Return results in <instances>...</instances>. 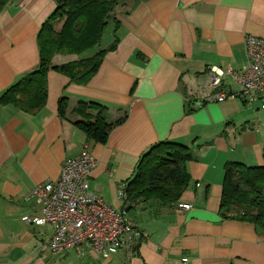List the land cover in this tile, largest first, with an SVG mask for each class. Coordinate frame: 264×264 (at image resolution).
<instances>
[{
  "label": "crops",
  "instance_id": "crops-1",
  "mask_svg": "<svg viewBox=\"0 0 264 264\" xmlns=\"http://www.w3.org/2000/svg\"><path fill=\"white\" fill-rule=\"evenodd\" d=\"M55 8L54 0L0 5V264H264V231L220 210L224 165H264V111L247 106L230 77L219 88L210 85L212 67L237 71L246 64V36L264 39V0H125L113 12L118 26L111 20L112 34L107 25L95 48L51 59L60 66L115 42L90 80L76 84L49 70L43 106L26 112L1 96L38 69L37 36ZM220 91L229 96L212 101ZM79 102L104 106L106 121L116 123L104 144L74 125ZM160 142L192 155L184 164L189 182L172 203L153 198L129 206L142 235L134 255L52 253L44 248L52 227L21 220L40 214L29 199L33 187L57 180L64 160L85 147L97 161L90 191L120 209L119 189Z\"/></svg>",
  "mask_w": 264,
  "mask_h": 264
},
{
  "label": "trees",
  "instance_id": "trees-1",
  "mask_svg": "<svg viewBox=\"0 0 264 264\" xmlns=\"http://www.w3.org/2000/svg\"><path fill=\"white\" fill-rule=\"evenodd\" d=\"M11 0H0L5 5ZM56 8L38 33L40 65L37 70L21 78L7 89L1 99L12 100L20 109L34 112L41 108L46 96V73L55 70L70 82L85 84L97 72L105 53L114 48L115 42L106 50L93 56L60 66H52L54 55H80L95 48L109 21L115 28L114 9L125 0H54ZM140 1V0H128ZM60 24L58 30L56 25ZM64 98L58 109H64ZM91 104V103H90ZM79 102L75 109L81 117L74 123L89 140L104 144L116 124L108 123L107 109L98 104ZM94 107L95 114L88 108ZM184 146L160 142L144 154L136 167L134 177L125 184L126 210L139 200L160 199L166 203L176 201L186 189L189 174L184 164L192 155ZM264 159V146H263ZM223 194L220 204L222 215L253 224L264 231V165L248 167L241 163L227 162L224 167Z\"/></svg>",
  "mask_w": 264,
  "mask_h": 264
},
{
  "label": "built area",
  "instance_id": "built-area-1",
  "mask_svg": "<svg viewBox=\"0 0 264 264\" xmlns=\"http://www.w3.org/2000/svg\"><path fill=\"white\" fill-rule=\"evenodd\" d=\"M244 45L246 64L237 71L212 67L210 85L219 88L222 79L230 77L238 84V96L243 102L264 111V39L248 35ZM228 96L220 91L211 100L222 102ZM96 165L85 147L64 160L57 180L33 187L29 199L40 207V214L23 216L21 220L33 226L52 227V236L44 246L49 252L81 253L88 248L101 260H109L119 251L136 253L142 235L128 216L125 187L118 192L120 209L105 204L89 189L88 178ZM179 207L188 209L190 205Z\"/></svg>",
  "mask_w": 264,
  "mask_h": 264
},
{
  "label": "rangeland",
  "instance_id": "rangeland-1",
  "mask_svg": "<svg viewBox=\"0 0 264 264\" xmlns=\"http://www.w3.org/2000/svg\"><path fill=\"white\" fill-rule=\"evenodd\" d=\"M59 27H60V24H57L56 27H55V29L58 30ZM112 27H113V22L110 21V22L108 23V29H107V32H106L107 34H109V35L112 34V31H111V30H112ZM105 31H106V28H105ZM105 31H104V33H105ZM104 33H103V35H104ZM102 37H103V36H102Z\"/></svg>",
  "mask_w": 264,
  "mask_h": 264
}]
</instances>
